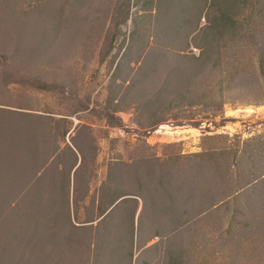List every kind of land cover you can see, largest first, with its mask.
<instances>
[{"label": "rangeland", "instance_id": "1", "mask_svg": "<svg viewBox=\"0 0 264 264\" xmlns=\"http://www.w3.org/2000/svg\"><path fill=\"white\" fill-rule=\"evenodd\" d=\"M224 3L0 0V53L7 54L0 58V95L16 110L67 119L66 143L74 149L72 142L79 144L86 156L76 189L73 175L81 157L70 177V216L78 229L68 231L63 220V249L53 264H255L243 255L245 246L234 249L226 242L232 227L240 225L239 216L249 219L263 212L259 203L250 208L255 195L243 197L246 181L230 180L224 187L216 176L218 191L208 194L213 178L203 175L210 180L197 190L203 204L192 190L199 170L192 156L211 146L208 137H228L231 141L222 139L220 145L233 144L241 151L248 141L250 152L260 144L254 140L264 143V82L259 89L255 85L264 0L231 5V12L244 16L233 39L216 21ZM210 24L217 31L203 30ZM27 48L31 57L18 54ZM206 48L212 58L207 66L190 65L187 57H199ZM43 84L46 88L38 86ZM60 158L69 167L71 155L61 153ZM240 162L245 166L247 160L241 155ZM163 168L172 176L168 194L158 182L145 181ZM137 180L144 183L141 188ZM110 184L117 197L100 216L102 187ZM222 189L238 193L193 220L187 221L190 216L179 206L175 214L160 211L169 195L174 202L184 196L179 201L190 213L200 211L212 203L211 196L220 200ZM192 204L200 208L193 210ZM91 224L93 231L82 226ZM89 239L93 247L84 251Z\"/></svg>", "mask_w": 264, "mask_h": 264}, {"label": "trees", "instance_id": "2", "mask_svg": "<svg viewBox=\"0 0 264 264\" xmlns=\"http://www.w3.org/2000/svg\"><path fill=\"white\" fill-rule=\"evenodd\" d=\"M232 4L238 7L239 0H227V3H224L222 6L224 8L221 9V20H216L217 22L221 21V26L218 25V27L224 28L229 33L226 37H231V39H233L232 36H235L241 30L242 24L240 22L242 21L240 19L244 17L240 13L230 11L229 8ZM127 15H129V11H127ZM214 24L206 26L203 30L205 29V31L214 33L218 29ZM253 44H258V40L253 42ZM237 46L241 47L239 44ZM256 46L260 52L258 56L260 66L256 74L257 82L255 85L259 89L262 87V82H264V42ZM12 54L14 56V53ZM18 54L23 57L32 56L28 48L25 49V53L18 50ZM209 54L210 51L206 48L199 57H184L193 61L189 62L190 65H201L202 63V65L207 66V63L212 60ZM6 55L1 54L0 58H4ZM220 57L221 55L219 54L218 58ZM233 61H238V55L233 56ZM234 62L231 64H234ZM249 63L250 61L247 64L244 63L246 65L242 69L244 72L248 70L247 66H249ZM247 77L249 76H245L244 78ZM197 78H195V85L199 83ZM260 78H262L261 82ZM231 79L234 80L232 77ZM45 84L38 86L46 88ZM0 96V264H53L55 260L53 256L59 255L61 249H63V220L65 219L64 225L66 229L68 228V231H76L78 229V226L71 221L70 216V177L78 163L79 157H81V164L73 175L76 189L80 173L86 167V156L79 144L72 142L75 147L74 149L66 143L65 136L68 133L66 127L68 124L67 119H57L50 115L37 113L34 110L24 112L22 111L24 108L16 110L6 104V97L4 99L3 95ZM162 122L163 120L159 121L158 125L162 124ZM208 138L209 140L207 139L206 142L211 144V146L206 148L202 153L192 156L196 159V166L199 168L197 172L201 171L202 165L204 167L203 171H201L202 175L196 172L195 187L193 186L192 190H200L201 187L204 188L205 185L209 184L210 180L205 181L203 177V175H208V173L212 175L210 179L213 178V186H207L208 194L218 191L215 185L217 184L218 186L219 183L214 181L216 176L220 178V182L224 187L228 186L226 183L231 181H246L244 186L248 188L247 192L243 191L245 193L243 197L249 199L255 195L256 198L250 203V208L253 209L259 203L263 212L249 217V219H245V217L243 219L242 216H239L241 221L238 223L240 225L232 227L233 232L231 233L234 234L228 237L229 239L226 238V242L231 247H234V249H241V246H245L243 250L244 256L254 259V261L256 260L255 264H264V186H260L261 184L264 185V143L260 142L261 138L254 140L259 141L260 144L257 146L258 149H251L250 152L248 141H246V146L241 151L234 147L233 144L220 145L222 139L223 141H231L228 137L212 136ZM67 152L71 155L72 160L69 167L60 158L61 153ZM241 155L247 160L245 166H240ZM54 163L56 164L54 165ZM244 167L247 170L243 172L242 176L241 171L245 169ZM164 170L165 168L161 169L158 173L153 172L152 176L145 179V181L150 180L152 184L158 182V185L168 194L166 184L170 180L168 177L172 176L169 172L165 174ZM233 174L237 178L234 179ZM262 180L263 182L260 184L259 181ZM111 182L117 184L115 180ZM137 183L139 188L144 185L141 180H137ZM240 188L243 187H239L238 189ZM114 189L115 186L111 184L108 188L102 187L103 197L100 207H98L100 216L104 215L107 209L115 202L117 196L112 191ZM234 190L225 191L222 189L220 200H215L211 196L212 203L210 205L207 207L201 205L200 211L198 210L193 213L184 209L183 201H179L184 200V196L174 202L173 195H169L170 199L167 198L169 203H163L160 211L165 208V213L170 211L172 214H175L174 207L179 206L182 214L190 216L186 218L187 221H190L195 219L198 214L211 208L215 203L224 202L231 198L237 192ZM194 193L193 191L191 196H194ZM75 195L76 191L74 197ZM194 198L200 204H203L199 198L198 191ZM104 199L107 200L105 203H103ZM76 200H78V195L76 196ZM186 202L190 201L186 200ZM228 203H230V200L224 202L223 205ZM199 208L197 205H191V209L193 210ZM182 214L181 216H183ZM94 222L95 219L90 220V223ZM82 226L89 231H93L95 228L93 224ZM235 234L240 235V237H236ZM83 240L84 238L80 242H75V244L83 243ZM92 240L89 239L83 244L84 251L90 245L91 248L93 247ZM67 242L74 244L73 240H67Z\"/></svg>", "mask_w": 264, "mask_h": 264}]
</instances>
